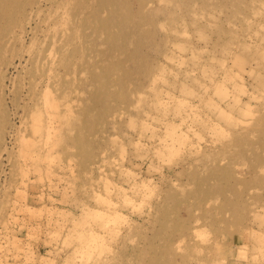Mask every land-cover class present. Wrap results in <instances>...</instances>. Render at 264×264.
Listing matches in <instances>:
<instances>
[{"label": "rangeland", "instance_id": "1", "mask_svg": "<svg viewBox=\"0 0 264 264\" xmlns=\"http://www.w3.org/2000/svg\"><path fill=\"white\" fill-rule=\"evenodd\" d=\"M0 102V264H264V0H0Z\"/></svg>", "mask_w": 264, "mask_h": 264}, {"label": "bare ground", "instance_id": "2", "mask_svg": "<svg viewBox=\"0 0 264 264\" xmlns=\"http://www.w3.org/2000/svg\"><path fill=\"white\" fill-rule=\"evenodd\" d=\"M101 4H102V2H101ZM240 89H242V88H240ZM222 90V89H221ZM53 104V103H52ZM0 105H1V102H0ZM222 109V108H221ZM0 111H1V109H0ZM115 216H116V214H115ZM117 217V216H116ZM41 258H44V257H41ZM43 261H45L44 259H42ZM46 262V261H45Z\"/></svg>", "mask_w": 264, "mask_h": 264}]
</instances>
